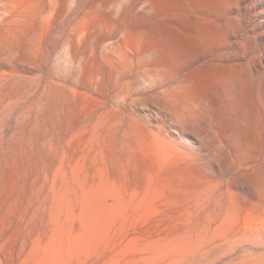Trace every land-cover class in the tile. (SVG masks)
Listing matches in <instances>:
<instances>
[{"label": "rangeland", "instance_id": "rangeland-1", "mask_svg": "<svg viewBox=\"0 0 264 264\" xmlns=\"http://www.w3.org/2000/svg\"><path fill=\"white\" fill-rule=\"evenodd\" d=\"M0 264H264V0H0Z\"/></svg>", "mask_w": 264, "mask_h": 264}]
</instances>
